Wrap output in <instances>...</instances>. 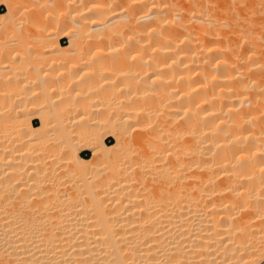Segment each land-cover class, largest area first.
<instances>
[{
	"label": "bare ground",
	"instance_id": "1",
	"mask_svg": "<svg viewBox=\"0 0 264 264\" xmlns=\"http://www.w3.org/2000/svg\"><path fill=\"white\" fill-rule=\"evenodd\" d=\"M52 4L57 27L73 31L62 45L46 28L42 53L74 62L76 89L52 141L43 114L40 126L1 114L0 264H264V0ZM5 6L0 71L6 40L20 37L13 4ZM92 51L98 64L129 62L133 75L94 91L107 69L74 75ZM52 79L32 98L56 92ZM96 103L108 112L91 123Z\"/></svg>",
	"mask_w": 264,
	"mask_h": 264
},
{
	"label": "rangeland",
	"instance_id": "2",
	"mask_svg": "<svg viewBox=\"0 0 264 264\" xmlns=\"http://www.w3.org/2000/svg\"><path fill=\"white\" fill-rule=\"evenodd\" d=\"M48 1V2H47ZM59 1H63V3H65V0H59ZM58 2V0L57 1H55V0H0V13H7L8 12V10H7V8H6V6H5V3L7 4V3H11V4H13V7H14V11L16 12V14H14L15 15V19H14V26L15 27H17V29L14 27V31L15 32H17L16 30H18V34H19V36L20 37H18V35L13 31L12 32V34L14 35V33H15V35L12 37V35H11V40H6L7 41V43L8 44H6L7 46H8V49H9V51H10V54L8 55V57H6L7 59L5 60V62H6V65H5V69L3 68V69H1V73H0V78H2V79H0V80H2V81H0V86H2V84H4L5 85V87L3 88V86L2 87H0V104L1 105H5V108H7V109H2V113H0V118L2 119L5 115L3 114L4 113V111L5 112H7L8 113V111L9 112H13V114H10V113H6L7 114V116L9 117V116H11V115H13L14 116V113L16 114L15 116H18V117H14V118H17V119H14L12 122L11 121H9V123H11L12 125H13V123H16L17 121H18V119H20V118H22V119H24V117L26 118V116H27V118H28V120H30L29 119V117L31 118V120L33 121V124L35 125V126H40L41 125V122H40V120L38 119V118H40V117H42L43 116V118L45 119V121H46V123L48 124V129H49V133H47V135L45 134L44 135V137L45 138H47V139H49V137H50V141H52V138H54L52 135H55V132L53 133V131L57 128L56 126H60V122H59V120L61 121V117H67V115L69 116L70 115V111H69V107L68 106H70V102L68 101L67 102V104H65L66 103V99L67 100H72V99H70L71 97H69V95H70V93L71 92H69V91H74L75 89H76V86H74V87H72V81L70 80V78L68 77V76H70L71 74H70V72H71V70H70V67H72V66H74V62H70V61H63V62H60V60H58V62H60V63H62V64H58V62H57V60H56V62H55V59H53L54 58V54L52 55H50V53L48 54H45V53H42V52H44V49L42 48L43 47V45H44V43L42 42V39H41V37H42V34H44V33H46L47 31H45L46 30V28H48V29H50L51 31L50 32H55L54 33V35H56V37H58V39L60 40V43L62 44V45H67V44H69V40L67 39V38H64L63 37V33L64 32H72L73 30V28L71 27V26H66L65 28H60V27H57L58 26V24L59 23H57V22H59L58 21V13L57 12H59L58 11V9L57 8H54V6H53V4L52 3H57ZM48 5H47V4ZM68 3H69V1H68ZM53 6V7H52ZM42 7V8H41ZM67 7V6H66ZM69 8V6L67 7V8H64L65 10L64 11H66L67 9ZM43 9V10H42ZM50 11H49V10ZM53 9V10H52ZM56 9V10H55ZM40 10H42V11H40ZM14 12V13H15ZM37 12H38V14H37ZM50 12V13H49ZM57 13V14H56ZM63 13V12H62ZM43 14V15H42ZM65 14V13H64ZM31 17H33L32 19H31ZM57 17V18H56ZM34 18H39L38 20H37V22H36V19H34ZM47 18H49V19H47ZM52 18H55L54 19V21H52L53 19ZM13 19V18H12ZM41 19V20H40ZM32 20V21H31ZM34 20V21H33ZM44 20V21H43ZM2 23H3V20H0ZM15 21H16V25H15ZM39 22V23H38ZM51 22H53L52 23V25H51ZM5 23V22H4ZM8 23H9V21H8ZM21 23V24H20ZM41 23V24H40ZM56 23V24H55ZM7 24V23H6ZM19 25V26H18ZM38 25V26H37ZM47 25H48V27H47ZM49 25H50V27H49ZM45 26V27H44ZM43 27V28H42ZM66 28H67V30H66ZM34 29V30H33ZM70 29H71V31H70ZM21 30V31H20ZM23 30V31H22ZM29 30V31H28ZM66 30V31H65ZM31 31H33V32H31ZM45 31V32H44ZM64 31V32H63ZM21 32L23 33V34H21ZM28 32V33H27ZM37 32V33H36ZM35 36H34V35ZM37 34V35H36ZM47 34V33H46ZM17 35V36H16ZM31 35V36H30ZM41 35V36H40ZM58 35V36H57ZM9 37L10 38V36L7 34L6 36H4V35H0V37L2 38V39H5L6 37ZM28 36H30V37H28ZM34 36V37H33ZM61 36V37H60ZM7 37V38H8ZM23 37V38H22ZM39 37H40V39H39ZM56 37H54L55 39H56ZM60 37V38H59ZM0 38V39H1ZM36 38V39H35ZM21 39L23 40V41H21ZM32 39V40H31ZM39 39V40H38ZM58 39H56V40H58ZM21 42H20V41ZM9 41V42H8ZM33 41V42H32ZM39 42V43H38ZM40 42H42V44L40 43ZM13 43H15V44H13ZM36 43V44H35ZM13 44V45H12ZM19 44V45H18ZM34 44V45H33ZM33 46V47H32ZM27 49H28V51H27ZM34 50H36V51H34ZM94 52H95V54H94ZM30 53V54H29ZM42 53V54H41ZM93 53V58H95V59H93L92 58V54ZM92 53L90 52V54H88V56H86V59H85V61H83L82 62V64H81V68H80V70L76 73V74H74V75H78L80 78H82V80L83 81H85V80H87L88 78H90L91 76H92V73L94 74V72L95 73H98V66H101V70L99 69V72H101V73H105V72H107V70H108V73H110V75H111V77H110V75L108 74V73H106V77H104L105 79H103V78H101L98 82H97V84H96V88L97 89H95L94 91H98L99 93H102L103 92V90L105 89L104 87H106L107 85L106 84H109L107 87H106V89L108 88V87H113L112 85H114V84H116V86H120L121 85V80L119 81V79H118V77H120V75L118 74V73H121L122 71H125V73L124 74H126V75H130V76H132L133 75V73H132V65L128 62V64H123V65H121V66H117V67H115V66H111L110 64H109V62L106 60V59H104L103 58V60L101 61V64H98L99 63V61H98V63L97 62H94L93 60H96V59H98L99 57H100V54L99 55H97L98 54V52L96 53V51H92ZM16 54V55H15ZM22 54V55H21ZM28 54V55H27ZM37 54V55H36ZM40 54V55H39ZM40 56V57H37V58H39L40 60H37V59H35L36 57H33V56ZM42 55H43V57H42ZM10 56V57H9ZM16 56V57H15ZM91 56V57H90ZM95 56H97V57H95ZM22 59H21V58ZM45 57V58H44ZM87 57H89L88 59H87ZM17 58V59H16ZM25 58V59H24ZM33 58V59H32ZM29 59V60H28ZM44 59V60H43ZM91 59V60H90ZM102 59V57H100V59L99 60H101ZM9 60V61H8ZM31 60V61H30ZM33 60H35L36 61V64H35V62L33 63ZM87 60V61H86ZM89 60V61H88ZM104 60H106V63H105V61ZM37 61H38V64L40 63V61L41 62H44V61H47V62H45V65H44V63H41V64H37ZM92 61V62H91ZM97 61V60H96ZM70 62V63H69ZM88 64H87V63ZM94 62V63H93ZM30 63H31V65H30ZM54 63V64H53ZM91 63V64H90ZM92 63H93V65H92ZM107 63H108V65H107ZM34 64V65H33ZM57 64V65H56ZM72 64V65H71ZM96 65V67H95V65ZM41 66V67H43V69L41 70V72L40 73H38V74H36L35 72V74L33 73V72H31V71H33V69L31 68V67H33V68H35V66ZM58 65H59V67H58ZM89 65V66H88ZM131 65V66H130ZM9 66H10V69H8L7 70V68H9ZM28 66V67H27ZM52 66H54V67H52ZM94 66V67H93ZM125 66V67H124ZM84 67V68H83ZM90 67V68H89ZM108 67H111L110 69H108ZM112 67H114V68H112ZM30 68V69H29ZM46 68V69H45ZM124 68V69H123ZM106 71H105V70ZM112 69V70H111ZM117 69H118V71H117ZM121 69V70H120ZM92 70V71H91ZM105 71V72H103V71ZM117 72H116V71ZM127 70V71H126ZM69 71V72H68ZM120 71V72H119ZM26 72H28V73H26ZM25 73V74H24ZM31 73V74H30ZM80 73V74H79ZM129 73V74H128ZM40 74V75H39ZM43 76H42V75ZM37 75V76H36ZM59 75V76H58ZM85 75V76H84ZM90 75V76H89ZM116 77H115V76ZM119 75V76H118ZM2 76V77H1ZM28 76V77H27ZM35 76V77H34ZM54 76V77H53ZM32 77H34L35 79H37L38 77H40L38 80H39V82L35 85V84H33V85H35V86H29V87H26L25 88V83L28 81V80H31V78ZM42 77H44L43 78V80L45 79V78H53L54 79V82L56 81L55 79H58V78H60V79H58L55 83H53V79L51 80V82H52V84H54V91H56V92H54V93H51L52 94V96H51V94L50 95H48V96H51V97H48L47 96V100H46V98H40L41 100H46V101H39V100H35V99H33V98H35L36 97V95H34L35 97H33V95L32 94H36V93H39V91H41V86H42V83L44 82L43 80H42ZM30 78V79H29ZM86 78V79H85ZM112 78H113V80H112ZM115 78V79H114ZM28 79V80H27ZM64 79H67V80H64ZM3 80H5V81H10L9 82V85H7L6 86V83L7 82H4ZM11 80H13V82H11ZM14 80H15V82H14ZM37 80V81H38ZM17 81H19V82H17ZM21 81H22V83H21ZM36 81V80H35ZM60 81V82H59ZM66 81V82H65ZM115 81V82H114ZM1 82H4V83H1ZM17 82V83H16ZM23 82H24V85H23ZM63 82V83H62ZM65 82V83H64ZM13 83H15L14 85H15V87L13 88ZM61 83V84H60ZM100 83V84H99ZM111 83V84H110ZM13 86H12V85ZM51 84V85H52ZM56 84V85H55ZM60 84V85H59ZM64 84V85H63ZM66 84V85H65ZM16 85H18V86H16ZM21 85V86H20ZM22 85H23V88H22ZM41 85V86H40ZM58 85H59V87H58ZM61 85H63V86H61ZM67 85H68V88H67ZM101 85V86H100ZM102 85H104V87L103 88H101L102 87ZM11 86V87H10ZM40 86V87H39ZM63 88L62 90H63V93H65V94H63V95H61L62 93V91H61V87ZM98 86H99V88H98ZM115 85H114V87H116ZM18 87H20L19 89H18ZM30 87L32 88V89H30ZM56 87V88H55ZM71 87H72V89L73 88H75V89H73V90H71ZM29 88V90H27ZM35 88V89H34ZM42 88H44V87H42ZM58 88V89H57ZM101 88V89H100ZM1 89H2V91H1ZM18 89V90H17ZM65 89H67V90H65ZM78 89H79V86H78ZM99 89V90H98ZM103 89V90H102ZM24 90H26V91H24ZM36 90V91H35ZM37 90H39V91H37ZM52 90V89H51ZM80 90H82V89H80ZM13 91V92H12ZM28 91V93L30 94V92H31V102H29V101H26L25 99H24V97L26 98L27 97V92ZM30 91V92H29ZM61 91V92H60ZM65 91V92H64ZM102 91V92H101ZM34 92H36V93H34ZM16 93H18V94H16ZM56 93V94H55ZM57 93H59L58 95H57ZM8 95V97H6ZM24 95V96H23ZM26 95V96H25ZM57 95V96H56ZM127 95H129V96H131L130 95V93H128ZM29 96V97H30ZM71 96V95H70ZM5 97V98H4ZM33 97V98H32ZM39 97V96H38ZM37 97V98H38ZM55 97V98H54ZM66 97H68V98H66ZM3 98V99H2ZM14 98V99H13ZM24 99V100H22V99ZM4 99H6L5 101L6 102H3L4 104H2V100H4ZM19 99V100H18ZM65 101H64V100ZM21 100V101H20ZM61 100H63V101H61ZM95 100H98L97 98L95 99ZM16 101V102H15ZM27 102V103H26ZM34 102V103H33ZM62 102L64 103V104H62ZM7 103V104H6ZM8 103H9V105L10 106H8ZM11 103V104H10ZM15 103V106L13 105ZM32 103H33V105H32ZM45 103V104H44ZM54 103V104H53ZM99 104H100V102H98ZM98 103H96V105L95 106H92V109L91 110H93L94 109V111H91L93 114V117H92V115L91 114H89V118H91V123H93L94 121L95 122H97V121H100V119L102 120V119H104V115H102L103 117H100L99 116V118H98V114H99V112L100 111H102L103 110V108L105 107V106H101V107H97V106H100V105H97ZM47 104V105H46ZM51 104V105H50ZM69 104V105H68ZM7 105V106H6ZM30 107H29V106ZM46 105V106H45ZM11 106H12V109H11ZM38 106V107H37ZM43 106V107H42ZM49 106V107H48ZM93 107H95V108H93ZM103 107V108H102ZM25 108V109H24ZM64 108V109H63ZM98 108V109H97ZM99 108H101L100 110H99ZM8 109H10V110H8ZM13 109H15V110H13ZM28 109V110H27ZM95 109H97V110H95ZM105 109V108H104ZM21 110H22V113H21ZM33 110V111H32ZM39 110V111H38ZM106 111H104L105 112V114H107L106 112H108L107 110L108 109H105ZM17 111V112H16ZM67 111V112H66ZM0 112H1V110H0ZM35 112V113H34ZM90 112V113H91ZM96 112H98V114L96 115V114H94V113H96ZM18 113L20 114V115H18ZM23 113H24V115H23ZM31 113V114H30ZM38 113V114H37ZM39 113H40V115H39ZM66 113V114H65ZM68 113V114H67ZM102 113H103V111H102ZM1 114H3L4 116L2 117V115ZM33 114V115H32ZM37 114V115H36ZM43 114V115H42ZM66 116H65V115ZM101 114V113H100ZM99 114V115H100ZM22 115V116H21ZM39 116V117H36V116ZM42 115V116H41ZM63 115V116H62ZM6 116V120L7 121H5L4 122V120H5V118H3V120H2V122H4V123H6V122H8V120H9V118H10V120H12L13 119V116L12 117H7ZM24 116V117H23ZM29 116V117H28ZM45 116H47V117H45ZM91 116V117H90ZM63 117V119H65ZM27 118L26 119H24V120H22V121H25V122H27L28 120H27ZM46 118H47V120H46ZM58 118H60L59 120H58ZM98 119V120H97ZM15 120H17V121H15ZM57 120H58V122H59V125L57 124L58 122H57ZM97 120V121H96ZM1 121V120H0ZM93 121V122H92ZM8 123V125L9 126H12V125H10ZM50 124H51V127H50ZM55 127V128H54ZM53 130V131H52ZM50 135V136H49ZM47 136V137H46ZM107 143L108 144H114L115 143V139L114 138H112V137H109L108 138V140H107ZM82 156H84V157H86V158H88V157H91V152H89V151H85V152H83L82 153ZM53 163V162H52ZM50 164V166L51 167H58V164L59 163H57L56 164V162H54L55 164H54V166H53V164ZM46 165H48V164H46Z\"/></svg>",
	"mask_w": 264,
	"mask_h": 264
}]
</instances>
